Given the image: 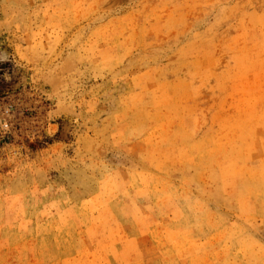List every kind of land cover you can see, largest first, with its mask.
<instances>
[{
	"label": "rangeland",
	"instance_id": "1",
	"mask_svg": "<svg viewBox=\"0 0 264 264\" xmlns=\"http://www.w3.org/2000/svg\"><path fill=\"white\" fill-rule=\"evenodd\" d=\"M0 264H264V0H0Z\"/></svg>",
	"mask_w": 264,
	"mask_h": 264
}]
</instances>
